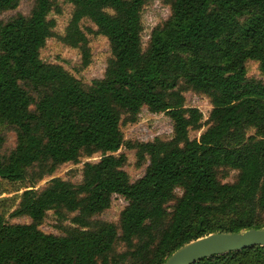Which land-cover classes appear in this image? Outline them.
I'll list each match as a JSON object with an SVG mask.
<instances>
[{
	"label": "trees",
	"instance_id": "trees-1",
	"mask_svg": "<svg viewBox=\"0 0 264 264\" xmlns=\"http://www.w3.org/2000/svg\"><path fill=\"white\" fill-rule=\"evenodd\" d=\"M153 1L32 0L24 15L21 0H0V16L16 12L0 20V179L25 185L0 213V264H165L209 235L264 229V80L247 72L256 63L264 75V0H159L170 16L144 48L142 12ZM62 3L72 10L58 35L50 16ZM91 33L109 43L102 79L87 84L41 59L57 39L88 68ZM188 93L209 100L205 122ZM144 108L170 119L169 138L125 140L122 128ZM122 148L145 167L135 182ZM95 156L79 182L53 177ZM115 195L127 205L116 222L101 220ZM49 212L60 235L40 229ZM194 264H264V247Z\"/></svg>",
	"mask_w": 264,
	"mask_h": 264
},
{
	"label": "rangeland",
	"instance_id": "rangeland-1",
	"mask_svg": "<svg viewBox=\"0 0 264 264\" xmlns=\"http://www.w3.org/2000/svg\"><path fill=\"white\" fill-rule=\"evenodd\" d=\"M63 13L61 16L51 14V18L56 19L58 35H63L65 28L71 18V6L62 3ZM32 7V0H21L17 12L27 15ZM16 12L6 13L0 16V20H6L15 15ZM170 16V9L165 6L161 1L154 0L150 5L144 8L142 12V23L144 32L142 35L143 46L146 48L150 38L151 31L159 24L165 22ZM84 28H90L95 32L97 29L90 23L85 22ZM90 40V47L92 50V63L91 65L81 70V59L78 50L68 48L63 45L57 39H50L47 42L45 49L41 52V59L45 63L59 64L63 66L69 73L75 76L77 79L84 83L90 84L93 80L102 79L105 69L107 67V60L110 56L108 40L96 34H87ZM250 77H256L264 80L258 69L256 63H250L247 69ZM186 104L189 107L197 108L203 114V121L208 119L209 113L212 109L210 102L205 97H200L192 93L186 94ZM205 129H201L198 132H192L191 139L198 138ZM124 138L126 141H140L150 142L156 137L169 138L172 135V123L170 119L164 114H152L147 109H143L138 123L134 125L124 126L122 128ZM15 136L10 135L6 150H10L14 147ZM123 153L128 158V164L125 167V171L129 174L132 182L137 181L145 174V167L137 169L135 167L136 159L133 151H129L126 148H122L119 153ZM100 160V156H95L90 159H82L77 165L67 164L62 166L53 177L61 178L66 181H72L77 183L81 180V169L86 162L97 163ZM234 176V173L232 174ZM232 178L228 181L232 182ZM48 179H45L36 186V189L41 190L46 185ZM25 189V185L22 183L9 184L0 179V213L9 215L13 211L14 207L19 202L20 196ZM127 202L120 196H113L110 209L105 211L98 218L107 222H116L123 211ZM16 223H29L27 218L13 220ZM55 216L52 212L48 213V216L41 226V231L46 234L60 235V232L55 228Z\"/></svg>",
	"mask_w": 264,
	"mask_h": 264
},
{
	"label": "water",
	"instance_id": "water-1",
	"mask_svg": "<svg viewBox=\"0 0 264 264\" xmlns=\"http://www.w3.org/2000/svg\"><path fill=\"white\" fill-rule=\"evenodd\" d=\"M257 246L264 247V229L239 234L216 233L180 248L165 264H194L205 258Z\"/></svg>",
	"mask_w": 264,
	"mask_h": 264
}]
</instances>
